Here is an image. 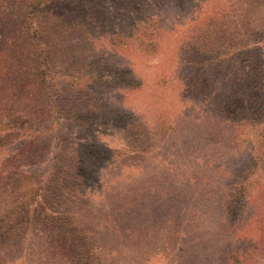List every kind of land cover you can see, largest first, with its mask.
<instances>
[{"label": "trees", "instance_id": "1", "mask_svg": "<svg viewBox=\"0 0 264 264\" xmlns=\"http://www.w3.org/2000/svg\"><path fill=\"white\" fill-rule=\"evenodd\" d=\"M5 2L22 32L2 36L0 15V264H99L74 210L104 185L98 168H117L111 141L127 159L148 147L137 110L108 94L137 90L131 60L167 36L181 91L212 96L208 119L244 152L228 170L195 157L188 175L209 192L213 264H264V0H0L2 14Z\"/></svg>", "mask_w": 264, "mask_h": 264}, {"label": "rangeland", "instance_id": "2", "mask_svg": "<svg viewBox=\"0 0 264 264\" xmlns=\"http://www.w3.org/2000/svg\"><path fill=\"white\" fill-rule=\"evenodd\" d=\"M4 5L0 15L4 19L9 15L2 36L8 38L9 32L11 36L22 30L18 31L20 24L12 17L19 8L9 2ZM163 41L157 54L134 56L130 62L129 68L143 77L141 86L131 92H110L107 99L108 104L137 110L146 126L148 147L136 152L135 159H127L111 141L117 168H98L99 183L104 185L95 184L80 211L74 210L100 246L99 264L215 263L218 243L208 238L213 237L208 228L214 216L205 208L203 197L209 192L203 193L188 175L198 171L200 161L195 157L228 170L244 152L234 150L230 135L215 119H208L212 96L202 98L181 91L186 75L183 56L168 36ZM11 58V54L2 58L6 67ZM115 182L116 191L110 189ZM128 189L133 194L128 191L125 195ZM247 228L245 225L243 230Z\"/></svg>", "mask_w": 264, "mask_h": 264}]
</instances>
